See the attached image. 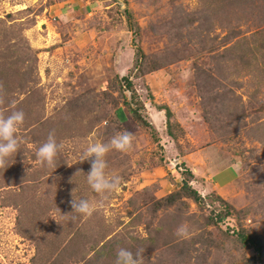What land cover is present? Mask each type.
Segmentation results:
<instances>
[{"label":"rangeland","instance_id":"1","mask_svg":"<svg viewBox=\"0 0 264 264\" xmlns=\"http://www.w3.org/2000/svg\"><path fill=\"white\" fill-rule=\"evenodd\" d=\"M127 11L140 27L138 36ZM24 42L31 57L25 64L36 70L37 119L68 113L63 126L79 129L62 139L60 161L71 172L75 165L90 170L89 161H79L89 143H106L124 130L135 137L130 152L112 150L106 157L107 171L121 178L120 190L84 217L89 243L84 259L74 264H114L118 247L145 250L144 264H243L225 233L233 216L225 206L222 212L217 196L244 209L241 222L264 241V0H0V59L8 50L18 53ZM136 43L151 56L142 63ZM237 43L242 56L229 60L228 49ZM254 57L260 65L247 66L244 61ZM124 77L132 81L157 141L149 127L117 119L123 95L137 106ZM12 83L6 100L18 108L27 95L17 78ZM25 123L18 132L21 149L30 152L25 166L41 170L38 147L22 136ZM187 169L193 187L215 203L182 198L158 208L157 201L179 189ZM45 189L42 184L38 193ZM17 190L0 186V264H42L37 245L43 242L18 227ZM87 191L85 198L100 202ZM219 214L225 219L219 221ZM47 218L66 229L56 211L43 214L42 225ZM182 224L187 237L176 235ZM61 231L62 225L55 235ZM73 233H66L65 243ZM210 237L217 246L207 244Z\"/></svg>","mask_w":264,"mask_h":264},{"label":"trees","instance_id":"2","mask_svg":"<svg viewBox=\"0 0 264 264\" xmlns=\"http://www.w3.org/2000/svg\"><path fill=\"white\" fill-rule=\"evenodd\" d=\"M127 12L130 21L129 27L134 35L138 36L140 27L136 21H134L132 13L130 11ZM25 45V42L21 43L20 46L23 48H19V52L16 54L12 53L13 55L10 54L9 50L6 51L4 58L0 59V82L3 83L7 94H11L14 91V86L16 84L14 85V83H12V78H17V88H19L21 93L27 95V98H24L25 101L22 102V106L16 108L17 104H15V110H23L26 114L25 122L27 123H25V130L27 133H24L22 136L25 137L28 142L34 143L36 147L39 148L46 142L50 131H55L58 143L62 142V139L68 136L70 132H72L70 137L76 134L78 135L79 129H69L67 126H63V123L67 121L66 115L68 113H62L57 118L53 117L45 120L37 119L35 114L36 105H34V103L37 102H35V97H38L36 95L38 92L37 90H33V76L36 70L33 69V65L26 66L25 64L28 58L31 60L30 53L25 52ZM228 50L230 54L225 57L229 60L235 58L236 61L238 58H241L242 55L239 54L238 43L229 47ZM261 55L263 59H260V61L264 63V51H262ZM136 56L137 61L140 63L148 59V56L151 57L150 54L144 51L139 43H136ZM139 62H137V64ZM244 62L247 66L253 65L252 62L260 65L255 57L249 60L246 59ZM139 65L142 67L141 64ZM259 65L254 66L257 67ZM261 72L264 73V70H261ZM258 77H260V75ZM123 80L125 81L127 89L132 91V99L133 102L137 103V106L133 107L131 102L123 95V104L125 107L119 105L120 102H116L115 114L117 119L120 123L125 124L132 119L145 128L149 127L148 129L152 137L157 141L158 137L155 134V128L144 118L139 108V101L135 99L137 95L132 81L127 77H124ZM28 84H31L32 87ZM10 106L7 99L5 104L0 105V112L7 111L5 115H8L11 112L9 110L12 109ZM165 109L167 115L171 117L172 111L170 108L165 107ZM262 129L264 131V127ZM83 133H85V129ZM261 140L264 142V135H262ZM29 154L30 152L28 150H21L15 158L9 161L11 166L7 169H0V186H15L18 188L14 193L15 199H13V201H15L14 205L19 212L17 221L18 227L19 225L21 226L20 232L22 233L25 230L30 236L43 242L37 245V253L41 257L42 264H74L79 261L81 262L85 256V246H87L89 242L85 240L87 236L84 232V217H80L75 223L71 220V216L75 214L71 213L73 209L70 201L73 199V191L77 199L81 197L85 198L89 194L87 189L90 187L87 183L86 174H88L90 170H85L84 166L75 165L73 167L75 170L71 172L72 167L69 168L66 162L60 161L61 155L57 160L58 167L56 169L44 166L43 169L38 170L35 165L30 169L25 166V160ZM32 157L35 158L34 156ZM185 172L184 179L179 189L171 192L166 197L162 198V200L157 201L156 206L158 208L160 206H172L180 202H185V200H183L184 198H190L200 205L205 201L211 204L215 203L212 197L206 199L199 190L193 187L191 183L194 176L193 172L190 169H187ZM43 175H45V177H43ZM42 184L46 185L45 192L47 194L38 193V190L42 188ZM61 185L64 186V189L61 188ZM217 198L221 201L220 207L225 206L227 208V214L233 216L234 226L231 231H226L225 233L228 234L229 238L236 244L237 249L243 254V264H264V241L258 233L247 229L241 222L245 216L244 209L236 208L232 203L220 195H218ZM222 208L223 212L224 207ZM51 210L56 211V214L63 218L62 221H64L67 226L65 229L63 227L64 223H59L58 228L62 225V231L57 235H55V231L58 229H56L57 223H51L50 218H47L44 225L41 223V216L43 214L48 215ZM217 218L219 221L225 219L221 214H219ZM208 221L217 225V221H215L213 217H209ZM67 232L78 234L71 237L70 240L65 243L64 240H66L65 237ZM44 236L46 239L43 238ZM54 237L58 242H55ZM83 237L84 240L82 239ZM207 242V244L214 247L218 245L217 242L213 244L212 238L207 240ZM93 247L94 245H90L89 248ZM249 250H254V254L248 255L247 252Z\"/></svg>","mask_w":264,"mask_h":264},{"label":"clouds","instance_id":"3","mask_svg":"<svg viewBox=\"0 0 264 264\" xmlns=\"http://www.w3.org/2000/svg\"><path fill=\"white\" fill-rule=\"evenodd\" d=\"M7 97L6 89L0 82V105L5 104ZM14 109L8 115L0 112V169H7L11 164L10 160L22 150L21 140L18 136L20 127L25 123L26 114L23 110H15V102H10ZM134 133L128 130L116 133L108 142L89 143L83 151L80 162L89 161L90 171L87 175V183L90 188L101 198L100 202H93L88 198L81 197L77 199L72 193L73 199L70 201L75 215L71 216L73 223L80 217H91L100 208L103 207V201L110 195L119 192L121 178L118 175L110 174L108 170V161L106 157L112 150L121 153H128L134 148ZM64 144L57 142L55 131H50L46 142H44L36 151V159L48 168L56 169L57 160L60 157ZM69 215V214H68ZM67 216V215H65ZM57 221V220H56ZM57 223H59L57 221ZM189 229L187 225H181L176 230V235L187 237ZM143 249L135 251L118 247L114 264H144Z\"/></svg>","mask_w":264,"mask_h":264}]
</instances>
